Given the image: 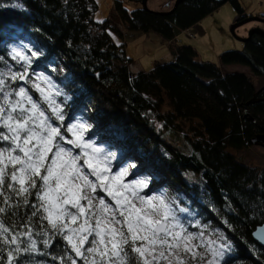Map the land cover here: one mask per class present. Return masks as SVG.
I'll use <instances>...</instances> for the list:
<instances>
[{"label":"trees","instance_id":"trees-1","mask_svg":"<svg viewBox=\"0 0 264 264\" xmlns=\"http://www.w3.org/2000/svg\"><path fill=\"white\" fill-rule=\"evenodd\" d=\"M226 3L238 16L234 23L246 19L237 0H186L167 15L142 9L128 12L119 2L113 10L127 32L154 34L172 42ZM96 11L95 0H0V73L15 66L11 45L22 39L36 44L44 61L57 60L65 68L61 81L71 99L66 117H90L93 132L100 138L123 147L157 172L161 181L190 196L233 242L230 264H264V249L251 236L264 226V172L239 164L229 152L246 149L264 134V92L254 98L246 75L224 74L216 65L198 61L189 46L171 47V63H157L149 72L132 74L133 61L113 39L121 40V33L111 20L95 22ZM243 44L241 52L220 54V65L248 67L264 78V39L253 35ZM5 81L9 92L20 86L18 80ZM253 99L245 118L244 107ZM165 102L171 108L167 115L161 113ZM176 121H195L201 129L196 140L189 141L187 153L165 145L154 126L157 122L168 127ZM10 182L7 177L0 188V208L5 209L0 212V224L17 234L22 246L29 241L20 234L29 229L36 241L35 253H21L14 260L71 264L76 259L71 248L60 235L52 234L46 219L40 218L42 212L32 215L36 211L32 205L38 206L35 191L25 204L7 188ZM44 232L50 239L47 247ZM8 251L0 242V264H8Z\"/></svg>","mask_w":264,"mask_h":264},{"label":"snow or ice","instance_id":"snow-or-ice-1","mask_svg":"<svg viewBox=\"0 0 264 264\" xmlns=\"http://www.w3.org/2000/svg\"><path fill=\"white\" fill-rule=\"evenodd\" d=\"M29 51L33 58L40 55L39 51ZM11 58L22 62L23 71L10 72V79L26 84L31 58L17 48L12 49ZM39 81L45 86L42 87L40 82L32 84L40 96L37 100L24 86L7 91L4 75L0 73V99L7 101L6 105L0 103V188L4 187L11 166V182L7 183V188L25 204L29 203L28 197L35 190L40 203L32 205L36 209L32 215L43 212L40 218L47 220L52 234L60 235L84 264H129L125 246L131 249V253L138 254L141 264H157L161 259L172 264L170 258L173 257L176 264H184L175 253L182 249L195 258L200 247L211 255L208 264H230L231 245L223 236L219 237V242L210 240L205 243L201 232V243L194 244L197 235L185 229L162 196L139 195V190L147 187L145 181L122 183L127 168L110 175V158L103 157L100 148L85 141L86 123L67 124L71 139H66L61 128L55 126L47 115L50 111L55 121H65L61 105L54 99L61 93L59 90L53 92L56 85L47 77L40 76ZM12 96L17 99H11ZM64 144L80 149L79 154ZM81 159L87 172L78 163ZM97 186L112 198L114 208L103 199L93 204L96 198L90 193H95ZM5 203H8L7 199ZM4 211L0 208V212ZM20 235L27 236L29 242L22 246L18 235L0 224V237H3L0 242L9 247L8 264H19L14 257L21 253L36 252L31 229ZM44 235L47 247L50 239L47 232ZM260 239L264 241V235ZM86 243L90 246L86 247ZM71 264H77V260L72 259Z\"/></svg>","mask_w":264,"mask_h":264},{"label":"rangeland","instance_id":"rangeland-1","mask_svg":"<svg viewBox=\"0 0 264 264\" xmlns=\"http://www.w3.org/2000/svg\"><path fill=\"white\" fill-rule=\"evenodd\" d=\"M140 1L141 0H95L97 4V11L94 14V20L98 23H102L106 19L111 20L114 26L121 33V40L116 37L113 39L117 45L124 46L126 57L133 61L129 66V70L132 74L149 72L157 63H171L174 61L170 52L171 47L189 46L196 51L198 61L216 65L224 74L240 73L246 75L253 85L255 94L264 88V78L254 74L248 67L222 66L218 60V56L224 52H241L244 48V44L238 41V39H245L249 31L255 28H259L264 32V24L258 22L246 23L235 29L234 35H232L230 33V27L234 24L238 16L234 8L229 3H226L218 10L195 24L192 28L180 32V34L172 42H165L159 36L154 34L127 32L119 24L113 10L114 3H121L125 10L131 12L142 9ZM237 1L242 7L244 12L243 16H245L246 19H263L264 0ZM174 2L175 0H148L146 2V10L155 13L168 12L173 7ZM188 34L192 37L189 38ZM13 48H17L19 51L23 52L25 56L31 58L29 77L27 78L28 82L26 84L23 82L20 86H24L31 95L34 94L35 96H33L39 100V93L32 88V84L34 82H40V76L47 77L54 85H56L53 92L59 90L61 93L59 96H54V99L61 105L64 113L66 107L69 106L71 99L62 86L63 83L61 79L65 72V68L62 63L57 60L44 61L43 51L28 39L18 40L11 45L10 57ZM29 49L32 51H39L40 55L34 58L31 57ZM13 61L15 62V66H9L3 73L5 80H8L9 82H12L10 79V72L23 71L22 62H19L18 60ZM54 74L58 80L53 76ZM40 83L42 87L45 86L43 82ZM11 99L15 100L17 97L13 96ZM4 103L6 105L7 101ZM43 107L47 109L46 104H44ZM170 112L171 108L165 102L161 108V113L163 115H167ZM47 115L51 117L55 126L61 128L62 134L66 137V139H71V134L67 132V124L86 123L88 125V130L84 133L85 141L91 143L94 147L100 148L102 150L103 157L110 158L108 165L110 175H115L121 169L127 168V174L123 177V180L121 181L122 183L129 184L126 183L127 180L133 177H138V181H145L147 183V187L142 190L140 189L139 195L148 196L149 193H152V196H162L166 203L172 208L177 218L183 223L185 229L192 234L197 235L198 238L193 241L194 244L199 245L201 243V239L199 238V234L201 232H203V240L205 243L210 240L219 242V237L223 236L224 239L231 245V258L235 250L233 242L229 240L228 235L218 225L213 224L206 218V215L194 203L193 199L187 194L178 191L169 182L161 181L160 175L157 172L147 168V164L144 161L125 152L123 147L117 146L107 139L100 138L99 134L95 133V131L93 132L94 125L92 124L90 117L82 116L80 114H74L66 117L64 114L65 121L60 122L55 121V118L52 117L50 111L47 112ZM154 126L159 132L165 145L179 149L185 153L188 152L189 141L191 142L196 140L197 135L201 133V129L195 121H176L168 127L155 122ZM60 143L63 144L62 141ZM64 146L70 148L77 155L80 152V149L72 148L71 145L64 144ZM229 152L239 164L258 173L264 172V141L259 144L251 145L239 152ZM78 163L82 166V170L87 172V169L83 167V159L78 161ZM132 164H135L136 166L131 167ZM8 171V177L10 178L11 166H9ZM88 174L91 179L95 180V177H91L90 173ZM186 178L187 180L198 181V178L195 176H187ZM16 186L19 187L18 185ZM90 195L96 198L93 200V204H96L100 199H103L106 204L113 208L115 207L112 198L109 197L99 186H97L95 193H90ZM34 199L39 205L40 202L36 199L35 195ZM82 203L85 202L82 201ZM137 203L139 202L137 201ZM180 209H184L185 211L181 212ZM70 210L76 211L75 209ZM92 223L94 224V220ZM89 239L91 240L92 237H89ZM87 246H90V244L86 243V247ZM125 248L129 253V262L133 261L134 264H141L138 254L131 253V249L128 246H125ZM197 253L198 255L193 258L191 253L184 252L181 249L178 253H175V255H179L184 264H208V261L211 259V255L205 251V248H198ZM73 254L75 255V253ZM85 254L87 255V253ZM201 254L203 255V258H201ZM170 259H172V264H176L174 257ZM76 260L84 263V260L79 257H76ZM157 264H169V261L161 259L157 262Z\"/></svg>","mask_w":264,"mask_h":264},{"label":"water","instance_id":"water-1","mask_svg":"<svg viewBox=\"0 0 264 264\" xmlns=\"http://www.w3.org/2000/svg\"><path fill=\"white\" fill-rule=\"evenodd\" d=\"M148 0H141L140 1V4H141V7H142V10H146V2ZM183 1H186V0H175L174 4H173V7L171 8V10H169L168 12H160V14H163V15H167V14H170L171 12H173V10L177 7L178 4H180L181 2ZM249 22H258V23H262L264 24V18L263 19H245L244 21L240 22V23H234L231 27H230V33L232 35H234V31L235 29H237L238 27L240 26H243L244 24L246 23H249ZM253 35H258L260 36L261 38L264 39V32L259 29V28H255V29H252L251 31H249L247 37L245 39H238V41H240L241 43H245L246 41H248L251 36ZM23 81H20V84H22ZM264 92V88L262 90H260L259 92ZM257 96V93L254 95V98H256ZM255 102V100L253 99L252 101H250L249 103H247L244 107V116L245 118H247L248 116V113H247V107L251 104ZM250 121H252V119H249ZM264 141V134L263 135H258L256 138H254L251 143L252 145H255V144H259V143H262ZM264 235V226H259L257 227L253 233H252V239L260 246L264 249V241H262L260 239V236Z\"/></svg>","mask_w":264,"mask_h":264},{"label":"bare ground","instance_id":"bare-ground-1","mask_svg":"<svg viewBox=\"0 0 264 264\" xmlns=\"http://www.w3.org/2000/svg\"><path fill=\"white\" fill-rule=\"evenodd\" d=\"M116 171H117V170H116ZM134 181H138V177L130 178V179L127 180L126 183L131 184V183H133ZM141 190H142V189H141ZM151 194H152V193H149L148 196H152Z\"/></svg>","mask_w":264,"mask_h":264},{"label":"built area","instance_id":"built-area-1","mask_svg":"<svg viewBox=\"0 0 264 264\" xmlns=\"http://www.w3.org/2000/svg\"><path fill=\"white\" fill-rule=\"evenodd\" d=\"M188 37L191 38L192 36L190 34H188Z\"/></svg>","mask_w":264,"mask_h":264}]
</instances>
